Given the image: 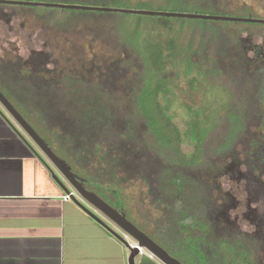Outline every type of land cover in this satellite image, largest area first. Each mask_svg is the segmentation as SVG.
I'll use <instances>...</instances> for the list:
<instances>
[{
  "label": "trees",
  "instance_id": "obj_1",
  "mask_svg": "<svg viewBox=\"0 0 264 264\" xmlns=\"http://www.w3.org/2000/svg\"><path fill=\"white\" fill-rule=\"evenodd\" d=\"M20 1L150 6L193 14L203 13L188 10L229 9L224 0ZM5 6L12 7L0 5ZM18 7L45 11L40 17L44 25L57 12L69 14L52 25L59 33L76 30L80 18H92L83 29L102 45L103 53L88 62L74 48L72 58L60 56L52 69L47 62H33L32 57L43 56L39 52L26 60L0 59V91L84 187L129 215L132 224L182 264H264V243L225 220L221 192V178L230 173L264 194V43L249 44L240 38L245 32L230 27L204 29L214 38L200 40L184 58L196 56L194 64L205 68L187 60L183 75L196 71L210 92L221 90L226 99L212 123L187 107L190 119L182 131L170 113L169 73L158 68L157 54L141 40V30L149 24L172 29L184 20L224 21ZM178 37L173 48L182 47ZM198 44L202 50L197 51ZM185 141L194 146L189 156L180 149ZM135 183L145 188L139 199L148 207L142 221L121 196L126 185ZM136 264L159 263L140 255Z\"/></svg>",
  "mask_w": 264,
  "mask_h": 264
},
{
  "label": "rangeland",
  "instance_id": "obj_2",
  "mask_svg": "<svg viewBox=\"0 0 264 264\" xmlns=\"http://www.w3.org/2000/svg\"><path fill=\"white\" fill-rule=\"evenodd\" d=\"M228 3L229 9L223 11L212 10H195L189 9V12H199L203 14H213L218 16H229L235 18H253L264 20V2L263 0H224ZM18 6L0 7V59L16 61L18 58L26 60L32 56L33 52L42 53L33 58L37 61L47 62V68L52 69L61 62L60 56L72 58L74 50L79 52L84 62L90 61L94 56L103 53L102 45L95 36L86 28V21L92 18H80L75 25L76 30L70 29L65 32H57L52 28L56 21H62L67 18V13H55L51 18V24L44 25L41 15L46 14L43 10L25 11ZM157 11L155 7L146 6L143 9ZM175 11V8H168L167 12ZM88 24V23H87ZM206 27L213 28H232L243 33L240 38L249 44L261 45L264 43V25L263 24H245V23H226V22H204V21H181L180 25L170 29L164 26H153L149 24L141 30V40L148 42L158 58V68L163 73H169L166 76L169 80V87L172 89L174 97L171 100L170 113L173 122L181 129H185L186 123L190 119L187 107L197 110L201 113L203 122L212 123L215 121L222 104H224L226 95L223 91L210 92L207 80L201 79L192 71L190 76L183 75L187 60L191 64L197 61L196 56L184 58L188 52L199 41H210L213 33L204 32ZM84 28V29H83ZM233 33H231L232 35ZM181 35V45L173 48V44L178 41ZM204 39V40H203ZM205 43V42H204ZM197 46V44H196ZM75 48V49H74ZM196 48V47H195ZM200 45L196 48L200 49ZM195 49V50H196ZM202 50V48H201ZM196 52V51H195ZM204 52V49H203ZM38 53V54H39ZM48 57V58H47ZM184 60L182 61L181 59ZM36 61V63H37ZM187 66V65H186ZM198 66L204 70V66ZM178 73V75H174ZM171 74L172 77H171ZM191 77H196L197 81L192 83ZM162 100V99H160ZM163 102V101H162ZM181 152L185 155H191L194 146L185 141L181 145ZM56 176L62 182L64 179L55 170ZM90 188L88 183H85ZM258 187L251 181H238L232 174L221 178V192L224 195L225 211L224 218L235 227L248 233H254L258 239L264 243V194H256ZM94 189V188H93ZM72 190V189H71ZM145 188L135 183L128 184L123 190V199L132 211V215L138 221H142V215L148 207L140 202L141 193ZM97 192V191H96ZM256 194V195H255ZM122 198V197H121ZM114 206V203H111ZM102 216V215H101ZM104 217V216H102ZM106 218V217H105ZM127 219L134 222L127 215ZM118 235L125 238L126 235L122 230L117 229ZM130 245H135L130 237L125 238ZM127 249V247H126ZM127 255L129 250L127 249ZM140 255H146L158 262L147 251L141 250ZM139 255V256H140ZM139 258V257H138Z\"/></svg>",
  "mask_w": 264,
  "mask_h": 264
},
{
  "label": "crops",
  "instance_id": "obj_3",
  "mask_svg": "<svg viewBox=\"0 0 264 264\" xmlns=\"http://www.w3.org/2000/svg\"><path fill=\"white\" fill-rule=\"evenodd\" d=\"M55 170L0 105V264H128L119 228L77 196L104 225L63 201Z\"/></svg>",
  "mask_w": 264,
  "mask_h": 264
},
{
  "label": "water",
  "instance_id": "obj_4",
  "mask_svg": "<svg viewBox=\"0 0 264 264\" xmlns=\"http://www.w3.org/2000/svg\"><path fill=\"white\" fill-rule=\"evenodd\" d=\"M0 5H12V6H27L37 8H50L61 10H74V11H88V12H107V13H121L132 15H145V16H158V17H172V18H184L195 20H212V21H224L234 23H249V24H263V19L253 18H235L229 16L218 15H205V14H193V13H179V12H166V11H148V10H133L122 9L115 7H103V6H89L79 4H62L51 2H37V1H20V0H0ZM0 105L8 112V114L14 119V121L20 126L25 134L32 140V142L38 147V149L44 154V156L50 161L54 168L62 175L68 186L75 192L72 195V200L77 203L82 209L83 206L79 204L77 198L86 201L88 204L98 210L104 217L115 224L120 230H122L126 236L135 241V245L131 246L126 242L125 238L113 234L120 242H122L129 250L127 258L128 264H136V258L141 254V250L147 251L152 257H154L161 264H182L179 260L172 257L166 250L154 242L149 236L139 230L134 224H132L127 218L111 207L106 201L100 198L96 193L87 190L80 178L72 172V170L62 161L44 142L40 135L33 129V127L22 117V115L14 108L9 100L0 91ZM53 179L63 188L66 194L70 193V190L64 186V184L53 174ZM84 211L95 219L98 223L104 225L101 220L95 217L92 213L84 209Z\"/></svg>",
  "mask_w": 264,
  "mask_h": 264
},
{
  "label": "built area",
  "instance_id": "obj_5",
  "mask_svg": "<svg viewBox=\"0 0 264 264\" xmlns=\"http://www.w3.org/2000/svg\"><path fill=\"white\" fill-rule=\"evenodd\" d=\"M72 195H75V192L71 191L70 193L65 194V195L62 197V200L65 201V202H66V201H69V200L72 199ZM124 237L127 239V236H126V235H125ZM131 246H134V245H131Z\"/></svg>",
  "mask_w": 264,
  "mask_h": 264
}]
</instances>
